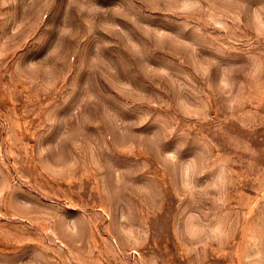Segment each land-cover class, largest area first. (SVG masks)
<instances>
[{
  "label": "rangeland",
  "instance_id": "obj_1",
  "mask_svg": "<svg viewBox=\"0 0 264 264\" xmlns=\"http://www.w3.org/2000/svg\"><path fill=\"white\" fill-rule=\"evenodd\" d=\"M0 264H264V0H0Z\"/></svg>",
  "mask_w": 264,
  "mask_h": 264
}]
</instances>
